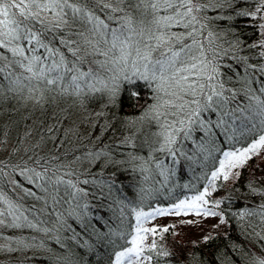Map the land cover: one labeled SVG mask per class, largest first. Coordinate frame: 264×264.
<instances>
[{"label": "snow or ice", "instance_id": "obj_1", "mask_svg": "<svg viewBox=\"0 0 264 264\" xmlns=\"http://www.w3.org/2000/svg\"><path fill=\"white\" fill-rule=\"evenodd\" d=\"M234 2L215 0L211 7L222 9ZM208 7L201 0H0V105L5 102L9 106L13 102L30 105L31 113L39 112L44 119L65 98H79L86 91L100 90L97 84L104 83V76L112 83L111 88L108 84L105 88L113 93L121 79L144 80L154 86L157 100L150 110L151 122L157 130L148 132L146 140L152 151L164 154L173 165L180 162L178 157L197 163L221 152L223 159H219V168L211 172L209 184L221 174L226 180V164L228 168L240 166L264 148V83L257 89L251 87L258 77L264 76V41L245 46L234 37L224 41L227 48L222 47L217 35L207 31L203 22L202 13ZM234 14L264 21V0H256L251 10ZM258 28L264 36V23H259ZM244 47L257 49L260 60L249 63L250 58L240 54ZM223 57L239 64L243 72V75L236 72L239 89L234 84L229 87L233 77L222 72ZM226 67L236 71L232 65ZM206 113L213 114L215 120ZM11 127V121L8 125L0 123V137L7 138ZM15 127L19 129V123ZM54 129L55 125L46 128L35 147L45 143ZM196 131L201 136L193 140ZM221 136L229 144L241 140L247 144L240 149L222 150L217 145ZM186 140L195 145L190 152L181 146ZM0 143L4 140L0 139ZM29 159L31 167L13 166L20 168L18 175L23 179L13 181L12 188L13 191L20 188L23 197L5 190L8 183L3 180L5 166L0 165V252L14 253L34 247L23 238L4 236L3 230L37 229L44 223L37 213L51 209L52 215L58 206L88 195L78 185L96 183L78 177L75 181L65 179L75 175L72 171L58 175L64 167L57 163L58 155L39 156L34 152ZM153 161L156 176L161 178L157 182L167 183L174 172L159 156L153 157ZM24 182L31 187H24ZM208 194L205 188L191 203L181 200L171 209L145 212L132 208L135 234L110 232L100 237L103 240L113 234L131 235L120 250L114 251L109 264H152L156 257L150 253L170 255L158 249L155 239L146 244L148 234L155 236L169 229L144 228L142 221L173 210L179 215L186 205L197 215L217 216L215 211L203 207L208 203L205 199ZM28 197L43 207L25 206L22 201ZM215 203L219 206L220 201ZM259 208L258 213L246 215H259L264 222V204ZM123 214L121 208L118 217L121 224ZM220 223H224L222 217ZM210 238L204 237L205 241ZM64 264L80 262L65 257ZM249 264H264V256L250 257Z\"/></svg>", "mask_w": 264, "mask_h": 264}, {"label": "trees", "instance_id": "obj_2", "mask_svg": "<svg viewBox=\"0 0 264 264\" xmlns=\"http://www.w3.org/2000/svg\"><path fill=\"white\" fill-rule=\"evenodd\" d=\"M201 2L209 4L202 13L207 31L217 35L222 47L227 48L224 41L234 37L245 46L264 41L258 28V24L264 21L234 14L253 9L256 0H235L231 7L225 5L222 9L211 7L215 0ZM257 51L244 47L240 54L248 56L249 63H256L260 60ZM222 65V72L233 77L229 87L234 84L239 89L236 72L243 75L239 64L223 57ZM227 65H232L236 71H230ZM261 83H264V76L258 77L251 87L257 89ZM105 84L112 87L106 76L104 83L97 84L100 90L86 91L79 98H65L54 105L44 119L40 118L39 112L31 113L30 105L16 102L13 106L7 102L0 105V123L8 125L9 121L12 122L10 135L0 137L4 140L0 148L6 149L0 156V165L5 166L3 180L8 182L6 191L16 197L24 196L20 188L13 191L12 182L23 179L18 175L20 168L13 166L27 164L31 167L29 157L34 152L39 156L58 155L60 160L57 163L64 165L58 175L67 171L75 173L65 179L75 181L78 177L81 181H96L95 184L78 185L88 192L82 199L69 200L58 206L52 215H49L51 209L43 214L37 213L38 219L44 221L37 229L3 230L4 236L23 238L34 247L14 253L0 252V264H64L65 257L80 264H109V260L114 259V251L120 250L131 235L113 234L103 240L100 237L110 232L135 234L132 208L145 212L171 209L181 200L190 203L205 188L209 194L205 197L208 203L203 207L218 213L217 217L224 220L223 226L217 224L197 237H185L188 234H177L172 225H157V229L167 227L169 230L155 236L150 234L146 244L150 245L155 239L158 249L170 255L164 257L150 253L156 257L152 264H249L250 257L264 256V222L259 215H246L258 213L259 206L264 204V153L253 154L251 159L228 172V179H223L221 174L209 184L211 172L219 168V159H223L221 152H214L197 163L178 157L180 162L173 165L170 158L153 152L146 143L147 133L157 130L155 123L151 122L150 111L157 103L154 86L144 80L129 82L121 79L113 93L105 88ZM205 115L212 120L216 118L211 113ZM16 123H19V129L15 127ZM53 125L54 132L36 148L40 134ZM200 136V132H193V140ZM246 144L245 140L229 144L222 136L217 138V145L222 150L240 149ZM181 146L185 152L195 148L192 140L183 141ZM155 156L163 159L174 172L165 184L157 182L161 178L156 176L157 170L154 169ZM145 168L151 170L142 171ZM24 187L31 185L24 182ZM216 201H220L219 206ZM22 202L25 206L34 204L37 209L43 207L30 197ZM121 208L124 210L122 224L118 219ZM43 228L48 231L41 230ZM206 236L211 238L205 241Z\"/></svg>", "mask_w": 264, "mask_h": 264}, {"label": "rangeland", "instance_id": "obj_3", "mask_svg": "<svg viewBox=\"0 0 264 264\" xmlns=\"http://www.w3.org/2000/svg\"><path fill=\"white\" fill-rule=\"evenodd\" d=\"M4 150L6 149L0 148V156L4 154ZM259 153H264V148L260 149ZM236 167L228 168L226 164L225 171L227 173L228 172L230 173L231 170L236 169ZM191 202L192 201H190V203ZM186 207L187 206H185V209L181 210V214L179 215H177L175 211L174 212L171 211L170 214L168 213L165 215H156L153 218L142 221V227L153 228L156 227L157 225H161V226L172 225L174 232H176L179 235L188 234L185 237H189V236L197 237L199 234H202L206 231H209L212 228H215L217 224L223 226V224L220 223L219 217L205 216L203 215V213L197 215L195 210L187 209ZM185 210H187V214H184ZM146 212H152V211H146ZM148 237H150V234H148L147 240H149Z\"/></svg>", "mask_w": 264, "mask_h": 264}]
</instances>
